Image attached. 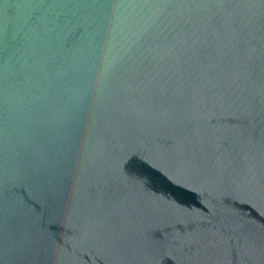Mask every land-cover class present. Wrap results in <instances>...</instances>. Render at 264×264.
Masks as SVG:
<instances>
[{
    "label": "water",
    "instance_id": "obj_1",
    "mask_svg": "<svg viewBox=\"0 0 264 264\" xmlns=\"http://www.w3.org/2000/svg\"><path fill=\"white\" fill-rule=\"evenodd\" d=\"M0 264H264V0H0Z\"/></svg>",
    "mask_w": 264,
    "mask_h": 264
}]
</instances>
